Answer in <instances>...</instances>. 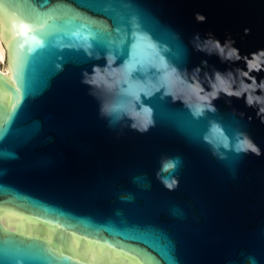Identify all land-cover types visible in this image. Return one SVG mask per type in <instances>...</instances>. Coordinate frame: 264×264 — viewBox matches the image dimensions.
Returning <instances> with one entry per match:
<instances>
[{"label":"water","instance_id":"obj_1","mask_svg":"<svg viewBox=\"0 0 264 264\" xmlns=\"http://www.w3.org/2000/svg\"><path fill=\"white\" fill-rule=\"evenodd\" d=\"M0 42V264H264V0H0Z\"/></svg>","mask_w":264,"mask_h":264},{"label":"snow or ice","instance_id":"obj_2","mask_svg":"<svg viewBox=\"0 0 264 264\" xmlns=\"http://www.w3.org/2000/svg\"><path fill=\"white\" fill-rule=\"evenodd\" d=\"M20 27H23V25L21 24ZM27 30V29H26ZM223 49H221L222 51ZM114 109H107L108 113L111 114V112L113 111ZM144 127H147V125H144ZM241 147L243 148V150L247 151L249 149H251V151L255 152L257 155L260 154V149L253 143L251 142H248L246 139L244 141H241ZM240 150V149H238ZM167 168L171 169L174 167V164L172 163H169L166 165ZM171 186V185H170Z\"/></svg>","mask_w":264,"mask_h":264},{"label":"bare ground","instance_id":"obj_3","mask_svg":"<svg viewBox=\"0 0 264 264\" xmlns=\"http://www.w3.org/2000/svg\"><path fill=\"white\" fill-rule=\"evenodd\" d=\"M1 64H4V51L3 48L1 47V42H0V69L1 68ZM4 69H5V64H4Z\"/></svg>","mask_w":264,"mask_h":264},{"label":"rangeland","instance_id":"obj_4","mask_svg":"<svg viewBox=\"0 0 264 264\" xmlns=\"http://www.w3.org/2000/svg\"><path fill=\"white\" fill-rule=\"evenodd\" d=\"M4 67V64H1V68H3Z\"/></svg>","mask_w":264,"mask_h":264},{"label":"clouds","instance_id":"obj_5","mask_svg":"<svg viewBox=\"0 0 264 264\" xmlns=\"http://www.w3.org/2000/svg\"><path fill=\"white\" fill-rule=\"evenodd\" d=\"M202 18V17H201Z\"/></svg>","mask_w":264,"mask_h":264}]
</instances>
